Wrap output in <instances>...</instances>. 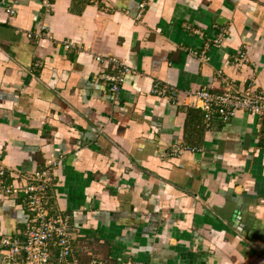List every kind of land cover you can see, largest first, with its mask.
<instances>
[{"label":"crops","instance_id":"crops-1","mask_svg":"<svg viewBox=\"0 0 264 264\" xmlns=\"http://www.w3.org/2000/svg\"><path fill=\"white\" fill-rule=\"evenodd\" d=\"M111 56L135 71L117 96ZM249 85L264 89V0H0V186L49 168L79 264H264V119L207 127L187 97ZM29 219L0 195V237Z\"/></svg>","mask_w":264,"mask_h":264},{"label":"built area","instance_id":"built-area-1","mask_svg":"<svg viewBox=\"0 0 264 264\" xmlns=\"http://www.w3.org/2000/svg\"><path fill=\"white\" fill-rule=\"evenodd\" d=\"M145 3L141 4L144 8ZM7 12L15 13V8L9 6ZM66 49L72 47L71 43L63 42ZM97 60L102 57L98 55ZM109 60L118 68L117 73H103L101 76L107 80L110 92L117 96L121 92L122 83L127 74L135 71L124 61L111 56ZM159 93H170L173 98H178L175 88L164 86L158 89ZM188 98H192L194 104L204 110L205 125L210 127L213 119L218 116L223 120H231L238 112L246 111L264 119V89L257 90L249 85L243 89L228 87L223 92L214 93L205 89L188 92ZM185 147L181 144L174 145L172 150L181 154ZM4 174V171H1ZM52 173L49 168L35 170L31 174L16 177L11 183L0 186V195L21 196L30 212L29 223L23 238L2 236L0 247L9 249V258L17 261L24 257L25 264H79L74 256L73 232L69 216L63 214H51L47 208V193L52 182ZM88 264H107L100 259H92ZM124 264H144L135 261H127Z\"/></svg>","mask_w":264,"mask_h":264},{"label":"water","instance_id":"water-1","mask_svg":"<svg viewBox=\"0 0 264 264\" xmlns=\"http://www.w3.org/2000/svg\"><path fill=\"white\" fill-rule=\"evenodd\" d=\"M200 106L202 105V102H200V104H199Z\"/></svg>","mask_w":264,"mask_h":264}]
</instances>
